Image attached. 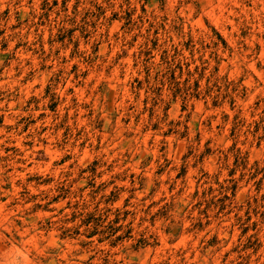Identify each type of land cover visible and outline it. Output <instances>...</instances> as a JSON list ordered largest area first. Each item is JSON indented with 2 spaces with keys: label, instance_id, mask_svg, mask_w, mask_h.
Masks as SVG:
<instances>
[{
  "label": "rangeland",
  "instance_id": "374dc122",
  "mask_svg": "<svg viewBox=\"0 0 264 264\" xmlns=\"http://www.w3.org/2000/svg\"><path fill=\"white\" fill-rule=\"evenodd\" d=\"M0 264H264V0H0Z\"/></svg>",
  "mask_w": 264,
  "mask_h": 264
}]
</instances>
